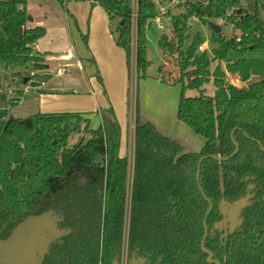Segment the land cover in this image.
<instances>
[{
    "label": "trees",
    "instance_id": "trees-1",
    "mask_svg": "<svg viewBox=\"0 0 264 264\" xmlns=\"http://www.w3.org/2000/svg\"><path fill=\"white\" fill-rule=\"evenodd\" d=\"M95 3L119 20L116 43L130 70L133 0ZM191 10L204 22L223 19L235 28L228 38L210 28L211 55L199 51L206 42L200 33L186 50L166 36L159 41L164 60L177 54L180 71V78H165L160 68L161 80L182 85L177 119L205 140L202 150L183 152L140 118L139 82L150 66L146 33L158 10L138 0L132 164L121 156L122 128L113 108L101 110L95 130L80 113L10 117L0 134V241L26 219L53 213L63 234L36 264H120L126 237L129 255L146 264H210L201 246L212 206L205 250L221 264H264V0L247 6L206 0ZM29 18L25 1H0V64L6 70L46 67L34 47L47 31L28 29ZM188 70L201 79L196 89L213 79L215 95L203 89L187 97ZM227 74L248 86L225 82Z\"/></svg>",
    "mask_w": 264,
    "mask_h": 264
},
{
    "label": "rangeland",
    "instance_id": "rangeland-1",
    "mask_svg": "<svg viewBox=\"0 0 264 264\" xmlns=\"http://www.w3.org/2000/svg\"><path fill=\"white\" fill-rule=\"evenodd\" d=\"M1 2H9L12 0H0ZM93 0H76L73 2H62L59 0H26V6L28 10V14L30 17H33L34 23L31 22L30 26H49L51 31L54 29L56 32L58 29L63 28L65 33L68 32L67 22L65 21V14L69 13L72 16V12L74 11L78 16L83 14L84 10L90 6L89 4ZM153 2L158 10V17L162 19L161 24H155L154 21H149V29L146 33V51L147 58L150 62V66L147 69V74L150 78H152L148 86L143 88V81L139 82V102L144 100V96L149 97L151 101L146 105V112L148 110V114L155 115L156 106L152 104H156L155 99H157L160 103L163 102V111L167 112L172 117V113L175 116L178 111L179 102L181 98V94L183 91L181 84L176 85H150L156 84L153 83L154 80L161 79V72L159 71L162 68V75L165 78H180V71L178 67V57L177 54H167L165 56L159 47V41L162 37L166 36L170 38L177 45L182 44L183 48L186 50L189 48L192 43L193 38L198 34H202L204 39L206 40L205 44H207L208 54L211 55L212 47L209 44V41L212 36V32L208 22H204L201 18L196 15H191V6L197 3L206 4V0H149ZM202 1V2H201ZM205 2V3H204ZM243 6H247L252 3V0H241ZM77 7L73 10V5ZM133 8H132V39H133V51H132V59H131V69H130V85L128 89V109H129V126L126 135V155L129 157L130 162L132 164L133 161V152H134V124H135V97H136V82L137 75L135 72V51H136V41H137V14H138V0H133ZM134 14V17H133ZM79 16V17H80ZM73 17V16H72ZM260 19L264 26V11L260 12ZM89 16L86 11L85 13V23L88 24ZM74 21V19H73ZM217 24V21L210 19L208 20ZM39 22V23H38ZM51 23V25H50ZM42 24V25H41ZM76 28H79V23L76 20ZM218 25V24H217ZM119 26V20H111L110 23V31L117 39V28ZM220 26V25H219ZM44 27V26H43ZM47 27L46 30H47ZM223 30V34L228 38L233 35L235 30L234 26L225 28V26H221ZM62 29V30H63ZM55 45L53 46L54 58L51 62V71L40 73L36 71L33 66L29 65L25 68H18L15 70L9 69L6 70L0 64V101L2 100V94L8 96L10 89H18L22 82L27 79L33 71V74L36 75L35 79H39V76H46V78L54 79L53 82L59 83H69V87L76 89L78 92L83 94H90V92L95 96L102 91V83L106 89V82H100L95 76L94 83L89 79L91 74L89 70H82V68H76L72 65H64L65 62H73L75 65L77 61L82 62L81 58H83L84 53L82 52H71L65 55H62L61 52L67 50L69 48V43L67 35L65 36V42L63 44H57L58 39H53ZM64 40V38H63ZM45 42L51 43L50 38L45 39ZM84 44V43H83ZM53 51V52H54ZM81 55V56H80ZM72 69H67L70 67ZM87 66V65H86ZM216 67L214 65L213 69ZM63 69L67 70L63 78L57 80L54 76V72L57 70ZM100 70V68H98ZM65 70V71H66ZM106 72V70L103 68ZM101 76L103 73H100ZM186 76L184 78V84L187 86L185 89V95L187 97H195L200 96L201 91L204 89L207 95L214 96L216 93V88L214 84V80L211 79L209 84L201 86L199 89H196L197 84L201 79L197 78L192 70H188L186 72ZM89 77H88V76ZM93 75V74H92ZM171 76V77H170ZM225 82L234 83L233 85L239 88L247 87L248 83L240 82L239 78L231 75V79L228 78V74L224 79ZM98 90V92H97ZM17 94V92H15ZM145 93V94H144ZM152 103V104H151ZM165 104V105H164ZM169 104L170 106H166ZM126 105V102H125ZM172 106V108H171ZM161 107V108H162ZM165 108V110H164ZM38 113V112H35ZM34 112L26 111L23 112L24 116L21 118L30 117L35 114ZM121 115V114H120ZM170 120V119H169ZM168 122L171 124V122ZM173 120V117H172ZM97 124L99 126L100 121L98 119H93L91 129H97ZM169 124V129L175 125L173 122L171 125ZM167 129V127H166ZM127 130V129H126ZM77 138H75L76 141ZM28 229L20 228L17 233H14L13 236L6 242H0V250L3 247H10V253L0 252V264H36L46 252V248L49 242L59 238L63 232L60 231L57 227L58 217L53 213H47L43 216L34 217L29 219ZM20 232H24L23 235L19 236Z\"/></svg>",
    "mask_w": 264,
    "mask_h": 264
},
{
    "label": "crops",
    "instance_id": "crops-1",
    "mask_svg": "<svg viewBox=\"0 0 264 264\" xmlns=\"http://www.w3.org/2000/svg\"><path fill=\"white\" fill-rule=\"evenodd\" d=\"M25 3H27L26 0ZM76 5L78 4L72 6L73 10L77 7ZM89 5L90 6L84 10L83 14H81V16L79 15L80 17L74 12L75 10L71 11L73 17L70 16L69 13L65 14V21L68 26V32L66 33L63 28L54 32V29L51 31L49 26L47 27L41 24L42 26L33 27L30 26L31 22H28V29L43 26V28L47 27L46 36L34 47V52L44 60L43 63L46 67L44 69L35 70L40 73H49L51 71V61L54 59L52 57H54L56 53L53 49L55 45L53 39H58L57 44L60 45L65 42V36L67 35L68 42H70L69 48L61 52V54L63 53L62 55H65L73 51H79L84 53V56L81 58L82 62L77 61L75 65H73V62H65L63 64H70L74 67L82 68V70H86V73L87 70H89V72L93 74H91L89 80L94 83V78H92V76H95L101 83L103 81L106 82V89L102 83V87H104L102 88V91L104 90L103 92H99V94L95 96L91 92L90 94H83L69 87V83L63 84L53 82L54 79L46 78V76L43 75L39 76V79H35L36 75L33 74L32 71L30 76L22 82L18 89H10L8 96L4 95V93L2 94L3 98L0 101V134L3 132L10 117L21 118L24 116L23 112H25V110H31L34 113L38 112L41 114L80 113L90 120V126H92L94 118L98 119L100 124L99 126L97 124V128H99L102 125L101 110L113 108L122 128V145L120 153L121 156H127L126 135L130 119L127 100L130 85V70L127 64V56L125 51L117 46L116 38L112 34V31H110L111 20L106 11L99 4L95 3V0ZM86 11L89 16L88 24L85 23ZM31 18L34 23L33 17ZM76 20L79 23V28H76ZM49 38L51 40L50 44L45 42V39ZM72 66L67 69H72ZM76 67L75 69H77ZM98 68H100V70ZM66 72L67 70L64 71L62 75H58L56 71V73L54 72V77L59 80L64 77ZM101 72L103 73L102 76L100 74ZM99 78H101V80ZM228 78L231 79V75L228 74ZM151 79L152 78L148 76V78L143 81V88H146L144 84L148 86ZM151 83L152 82H150L149 86L169 85L160 78L154 80L153 83L156 84ZM15 92H17V94ZM149 101L152 102L145 94L144 100L141 98V102H139V114L143 122L152 124L159 133L178 142L185 153H197L202 150L205 140L196 135L186 125L179 122L177 114L175 116L173 113L171 114L173 117L172 120V117L167 114V112L163 111V102L160 103L161 100L159 102L155 99L156 104L151 103L153 106H156L155 115L148 114L145 104H149ZM166 106L170 105L166 104ZM168 120L171 124L175 122V125L172 126ZM169 124L172 126L171 129L168 127Z\"/></svg>",
    "mask_w": 264,
    "mask_h": 264
},
{
    "label": "water",
    "instance_id": "water-1",
    "mask_svg": "<svg viewBox=\"0 0 264 264\" xmlns=\"http://www.w3.org/2000/svg\"><path fill=\"white\" fill-rule=\"evenodd\" d=\"M203 12H204V14H206L207 16H208V12H207V10L206 9H204L203 10ZM29 22H32V18L30 17L29 18ZM208 24H209V26H210V28L216 33V34H219V33H221L222 32V28H221V26H219V25H217V24H215V23H213V22H210V21H208ZM20 33H22V29H20ZM236 147L238 148V146H237V144H236ZM215 160H217V161H221V159L220 158H216V157H213ZM202 161H203V159L202 160H200V162H199V165H198V183H199V176H200V167H201V163H202ZM200 191L203 193V191H202V188L200 187ZM203 196H204V198L208 201V199H207V197L205 196V194L203 193ZM211 208H212V206H210V210H209V212L207 213V215H206V217H205V221H204V228H205V238H204V240H203V246H204V243H205V240H206V237H207V224H206V220H207V217H208V215H209V213H210V211H211ZM43 216V215H42ZM31 218H34V217H30V218H28V219H26L22 224H20L18 227H17V229L14 231V233H17L19 230H20V228H25L26 230L28 229V223H29V219H31ZM36 218V217H35ZM13 233V234H14ZM13 234H12V236H13ZM24 234V232H20L19 233V236H21V235H23ZM11 236V237H12ZM10 237V238H11ZM9 238V239H10ZM8 239V240H9ZM7 240V241H8ZM0 242H4V241H0ZM6 242V241H5ZM49 244V243H48ZM10 247H3L1 250H0V252L1 253H4V252H7V254H9L10 253ZM210 254V253H209ZM212 258H213V255L212 254H210V260H212ZM216 264H218V262H216Z\"/></svg>",
    "mask_w": 264,
    "mask_h": 264
},
{
    "label": "flooded vegetation",
    "instance_id": "flooded-vegetation-1",
    "mask_svg": "<svg viewBox=\"0 0 264 264\" xmlns=\"http://www.w3.org/2000/svg\"><path fill=\"white\" fill-rule=\"evenodd\" d=\"M238 209L239 208L235 209V211H234L235 214L238 211ZM233 219L238 221L237 217H234ZM206 222H207V220H206ZM204 230H205V228H204ZM207 236H208V228H207ZM204 238H205V236H204ZM204 238H203V240H204ZM206 239H207V237H206ZM205 242H206V240H205ZM201 248H202V251L208 255V262L210 264H216V262H218V264H221V262L217 259L216 255L214 253L205 250V243L203 246V241H202ZM209 253L213 255L212 260H210V254ZM120 264H146V260H136L129 255L128 246H127V237L125 239L123 255H122V258L120 260Z\"/></svg>",
    "mask_w": 264,
    "mask_h": 264
},
{
    "label": "built area",
    "instance_id": "built-area-1",
    "mask_svg": "<svg viewBox=\"0 0 264 264\" xmlns=\"http://www.w3.org/2000/svg\"><path fill=\"white\" fill-rule=\"evenodd\" d=\"M21 1H25V0H21ZM61 1L64 3V2H66V1H68V2H73V1H76V0H61ZM176 1H180V0H176ZM23 8H24V5L21 4V5H20V9L22 10ZM229 15H232V12H230ZM133 17H134V14H133ZM137 17H138V14H137ZM154 23L159 25V24L162 23V19H161L160 17H157V18L154 20ZM217 24L220 25V26H225V28L232 27V29H233V24L228 23V22H226V20H223V19L218 20V21H217ZM237 41L240 42V39H238ZM207 49H208L207 46L204 44L203 46H201V47L199 48V51H200L201 53H203V52L207 51ZM64 71H65V70H63V69H59V70H57V74H58V75H62V74L64 73Z\"/></svg>",
    "mask_w": 264,
    "mask_h": 264
}]
</instances>
